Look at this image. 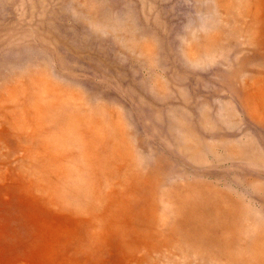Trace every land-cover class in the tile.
I'll return each mask as SVG.
<instances>
[{
  "label": "rangeland",
  "instance_id": "obj_1",
  "mask_svg": "<svg viewBox=\"0 0 264 264\" xmlns=\"http://www.w3.org/2000/svg\"><path fill=\"white\" fill-rule=\"evenodd\" d=\"M0 264H264V0H0Z\"/></svg>",
  "mask_w": 264,
  "mask_h": 264
}]
</instances>
